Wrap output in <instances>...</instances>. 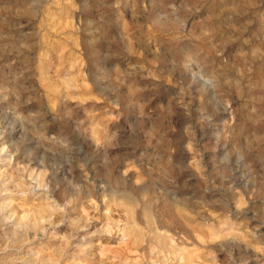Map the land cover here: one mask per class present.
I'll return each instance as SVG.
<instances>
[{"label":"rangeland","instance_id":"374dc122","mask_svg":"<svg viewBox=\"0 0 264 264\" xmlns=\"http://www.w3.org/2000/svg\"><path fill=\"white\" fill-rule=\"evenodd\" d=\"M0 264H264V0H0Z\"/></svg>","mask_w":264,"mask_h":264}]
</instances>
